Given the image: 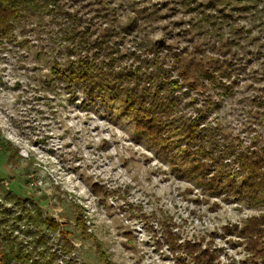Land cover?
Listing matches in <instances>:
<instances>
[{
	"label": "rangeland",
	"instance_id": "obj_1",
	"mask_svg": "<svg viewBox=\"0 0 264 264\" xmlns=\"http://www.w3.org/2000/svg\"><path fill=\"white\" fill-rule=\"evenodd\" d=\"M76 1L86 6L85 12L94 8L92 0ZM156 2L123 0L119 24H127L133 9ZM168 2L175 14L161 17L155 28L145 26L150 39L166 38L172 27L174 38L166 43L180 50L178 66L189 81H197L203 94L199 103L209 97L215 104L208 116L214 131L235 149L249 146L254 137L264 147V0L256 16L244 13L230 21L243 32L224 26L223 32L234 35L236 42L226 61L205 28L183 37V29L190 30V14L177 0ZM40 20L39 26L34 19L21 22L12 40L0 45V140L18 151V164L11 167L0 150V202L10 208V217L20 211L6 195L13 192L26 199L28 208L36 207L40 216L58 223L53 239L66 241L69 254L60 253L55 264L64 263L65 257L71 264H102L93 240L83 239L75 228L76 204L89 232L115 264H191L183 249L174 250L164 239L166 223L180 244L221 248L220 264H249L244 247L235 246L236 236L224 228L263 210L228 204L223 195L209 197L190 176L178 147L151 144L136 131L134 113L111 96L102 95L84 108L83 88L68 91L54 74L72 60L67 42L48 16ZM139 24L145 21L141 18ZM177 24L180 28H173ZM226 86L232 87L230 93ZM213 203L219 205L215 211L210 210ZM20 228L13 238L31 240ZM29 247L26 243L22 251ZM41 252L37 249L35 256Z\"/></svg>",
	"mask_w": 264,
	"mask_h": 264
},
{
	"label": "trees",
	"instance_id": "obj_2",
	"mask_svg": "<svg viewBox=\"0 0 264 264\" xmlns=\"http://www.w3.org/2000/svg\"><path fill=\"white\" fill-rule=\"evenodd\" d=\"M75 1L71 4L68 0H0V45L12 40L21 22L34 19L39 26L40 19L48 16L72 55L64 70L54 69L65 89L72 91L82 87L84 108L88 103L95 104L102 95L111 96L113 102H121L126 110L134 113L136 131L151 144L170 149L178 147L189 164L190 176L209 197L223 195L228 204L235 201L251 208L260 207L262 212L250 215L240 225L225 226L224 231L236 236L234 245L244 247L249 264H264V147L258 146L254 137L249 146L235 149L214 131L208 116L215 104L209 97L199 103V96L202 98L203 94L197 81H189L187 72L178 66L180 50L166 43L174 38L172 27L167 28L169 36L166 38L150 39L144 27L155 28L161 17L174 15L175 8L169 7L168 0H158L151 7L140 6L132 10L133 16L123 27L117 18L124 12L123 0H92L90 5L94 8L89 12L83 10L84 4ZM259 2L177 0V4L190 14V30L184 28L183 37L189 31L205 28L213 39L212 45L216 51H222L226 61L233 56L231 49L236 42L234 35L227 36L223 32L224 26L233 28L230 29L232 33L243 32V28L231 27L230 21L244 13H256V16L260 11ZM141 18L145 21L143 26L139 24ZM180 25L173 28H180ZM127 38L130 40L128 46L124 43ZM226 66L229 69L230 66ZM175 69L178 71L174 79ZM225 89L228 93L232 91L230 86ZM188 91H193L194 95L189 96ZM0 150L7 154L10 166L16 167L17 149L0 140ZM92 186L101 191L97 185ZM11 193L6 195L20 211L13 212L15 216L10 217V208L0 202V264H55L60 253L69 254L66 241L61 243L62 239H53L59 229L58 223L43 218L36 207L32 210L26 206L24 197ZM218 207L213 203L210 210ZM74 208L75 228L82 238L93 240L102 264H115L89 232L81 206L76 204ZM21 225L24 233L31 237L28 242L12 236ZM164 225V239L174 250L183 249L191 264H220L221 248L202 246L201 242L180 244L179 237L168 227L170 224ZM26 243L31 247L23 252ZM37 249L42 252L35 256ZM70 259L65 257L60 264H71Z\"/></svg>",
	"mask_w": 264,
	"mask_h": 264
}]
</instances>
